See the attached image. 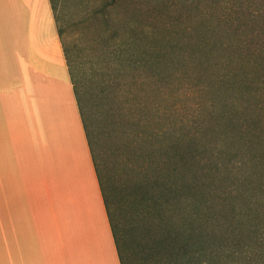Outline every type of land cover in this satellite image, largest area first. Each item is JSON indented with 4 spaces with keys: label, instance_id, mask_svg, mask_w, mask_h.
Masks as SVG:
<instances>
[{
    "label": "rangeland",
    "instance_id": "374dc122",
    "mask_svg": "<svg viewBox=\"0 0 264 264\" xmlns=\"http://www.w3.org/2000/svg\"><path fill=\"white\" fill-rule=\"evenodd\" d=\"M59 4L123 263L166 264L156 231L213 241L191 264L259 261L248 206L264 204V0ZM175 126L199 151L196 192L170 153Z\"/></svg>",
    "mask_w": 264,
    "mask_h": 264
},
{
    "label": "crops",
    "instance_id": "0c3cea01",
    "mask_svg": "<svg viewBox=\"0 0 264 264\" xmlns=\"http://www.w3.org/2000/svg\"><path fill=\"white\" fill-rule=\"evenodd\" d=\"M0 264H124L50 0H0Z\"/></svg>",
    "mask_w": 264,
    "mask_h": 264
},
{
    "label": "trees",
    "instance_id": "16d2710c",
    "mask_svg": "<svg viewBox=\"0 0 264 264\" xmlns=\"http://www.w3.org/2000/svg\"><path fill=\"white\" fill-rule=\"evenodd\" d=\"M50 1H51L54 15H55L59 36H60V39L63 45V49H64L65 57L67 60L69 72L71 75L72 83L74 86L75 94H76L79 108L81 111V115L83 118L85 130H86L87 137L89 140V145H90V148L93 154V159L95 161L97 174H98L101 188H102V191L105 197V203L109 211V216H110L111 223L113 226V231L115 233V237L118 243V236H117L118 233H117L116 226L110 214L108 183L107 181H105L101 172L99 171V167L97 165V160L95 158V153L93 150V139H92L91 131L87 124V117L82 108L84 104V100H85L84 94L82 93V81L79 77L76 60L74 59L72 55V51L65 37V29L62 25V18L60 16L59 0H50ZM156 64L159 66L163 65L159 59L156 60ZM114 71L116 70L112 69V73H114ZM169 131H172V134H175V136L170 141L171 142L170 143V153L173 154L175 168L177 171L183 173L182 177L186 180L185 184L187 186H190L193 189V191L196 192L197 187H199V184H200V180H199L200 170H199V165H197L199 161L198 160L199 151L192 142H187L184 140L183 134H182V127L175 126V128H172V130H169ZM166 132H168V130ZM263 179H264V176H263ZM197 204H198L197 202L192 201V208L198 211L199 204L198 205ZM258 204H259V207L253 204L248 206L249 209L253 211V213L255 214L254 216H256L255 218H253L254 220L253 229L250 230L249 233L252 236L251 237L252 240H254L255 238L256 244H258L256 247L258 251L255 252L254 256L259 261L254 262V264H264V254L263 252H261L264 249V221H262L261 218L260 219L258 218L260 214H262L259 211L261 212L263 211L262 207H264V204L262 203H258ZM238 216L239 218L240 216L243 217V215H240V213L237 212V217ZM239 229L242 232L245 230L244 227H241ZM163 235L164 233L162 231H156L153 234V237L152 238L150 237V238L151 239L158 238L156 242L153 243L152 248L158 249L159 247L161 251L163 250V252H160L159 254L162 255V258H163L162 262L166 264H168L170 261H174L176 263L179 260H185L187 264H191L195 260H198V257L200 253L202 252V250H206L212 245L211 243H213V241H211L208 238H206V240L205 239L202 240V237H195V236L193 237V235L191 234L188 236V238L185 237L184 235L182 238L175 237L174 241H169L167 237H164ZM235 241H236L234 242L235 247H242L245 240L242 237H240V238L235 239ZM118 246H119V243H118ZM119 250H120V247H119ZM243 256H244L243 258H248V255H243Z\"/></svg>",
    "mask_w": 264,
    "mask_h": 264
}]
</instances>
